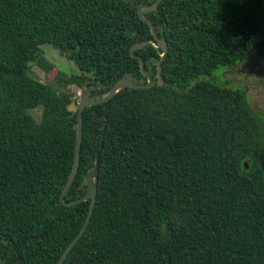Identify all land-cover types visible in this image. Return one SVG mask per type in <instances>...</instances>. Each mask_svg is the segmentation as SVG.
<instances>
[{
	"label": "trees",
	"instance_id": "16d2710c",
	"mask_svg": "<svg viewBox=\"0 0 264 264\" xmlns=\"http://www.w3.org/2000/svg\"><path fill=\"white\" fill-rule=\"evenodd\" d=\"M141 2L0 0V264H55L89 202L58 200L74 98L32 76L29 62L49 70L40 46L58 50L74 68L57 83L89 95L122 76L155 80L161 50L137 16ZM143 16L166 44L163 84L83 108L64 200L86 192L95 164L96 194L61 264H264V116L241 88L202 78L242 61L264 72V0H160Z\"/></svg>",
	"mask_w": 264,
	"mask_h": 264
},
{
	"label": "water",
	"instance_id": "95a60500",
	"mask_svg": "<svg viewBox=\"0 0 264 264\" xmlns=\"http://www.w3.org/2000/svg\"><path fill=\"white\" fill-rule=\"evenodd\" d=\"M145 1L146 0H143L140 4L139 8L137 9V16L139 19H141L143 22H145L147 27L149 28L150 34L153 38V41L155 42L154 46L159 47V49L161 50V53L159 54V58L157 59L156 64H155L156 65L155 80H152L150 77H147L145 83H133L130 81L129 76L127 75V76H122V77L118 78L117 80H115L112 83V85L110 86V88L108 89V91L102 93L101 95H98V94L89 95L87 89L81 90L79 92L77 103H76V129H75V140H74V146H73V159H72L71 168L69 170L67 178L64 181V183L61 187V190L59 192L58 200L64 206H70V205H73V204L78 203L80 201L87 200V199L89 200V202H88L86 214L84 216V220H83L79 230L76 232L74 237L67 243V245L63 248V250L61 251L60 255L58 256L55 264H61L62 263V261L64 260V258L67 255L68 251L70 250V248L76 243L78 238L84 232V230H85V228L89 222L90 215H91L92 208H93L94 201H95L96 180H97V165L96 164L94 165L93 169L85 175L86 192L74 200H71V201H65L64 200V195H65L66 191L68 190L71 182L73 181V178H74L75 173H76L77 165H78L79 149H80V141H81V131H82L81 112H82L83 108L86 106H91L94 104H100V103L107 101L119 89L124 88V87H127V88H149L153 85H159L160 86L163 84L162 79H161V75H160L159 63L166 53V44H165L162 37H158L155 34L154 29H153L150 21L146 17L143 16V13L148 12L150 10H153L157 6V4L159 3L160 0H154L150 5H147V6H144ZM140 44H141V42L133 43L128 49L129 54H131L132 51L135 48H137ZM138 62H139V67H141L142 62L141 61H138ZM141 72L144 76H147L146 71L141 70ZM98 157H99V150H97L96 154H95V160L96 161L98 160ZM244 166H245V164H244Z\"/></svg>",
	"mask_w": 264,
	"mask_h": 264
},
{
	"label": "rangeland",
	"instance_id": "374dc122",
	"mask_svg": "<svg viewBox=\"0 0 264 264\" xmlns=\"http://www.w3.org/2000/svg\"><path fill=\"white\" fill-rule=\"evenodd\" d=\"M39 54L45 63H49L51 68L44 70L36 61L29 62V69L32 76L44 83L56 84L59 88L72 94L74 101L70 104L71 109L76 108L78 94L85 87H77L73 84L67 87L58 84L56 78L58 74H68L74 68L73 63L66 59L58 50L48 46H40ZM203 79L214 81L220 85L241 88L250 109L264 116V72L259 61H242L227 67H217L209 75L202 76ZM35 119L39 118V109L30 110Z\"/></svg>",
	"mask_w": 264,
	"mask_h": 264
},
{
	"label": "flooded vegetation",
	"instance_id": "af4514ba",
	"mask_svg": "<svg viewBox=\"0 0 264 264\" xmlns=\"http://www.w3.org/2000/svg\"><path fill=\"white\" fill-rule=\"evenodd\" d=\"M142 1H143V0H142ZM147 3H148V0L145 1L144 6L150 5L152 2L149 3V4H147ZM140 4H141V3H140Z\"/></svg>",
	"mask_w": 264,
	"mask_h": 264
}]
</instances>
